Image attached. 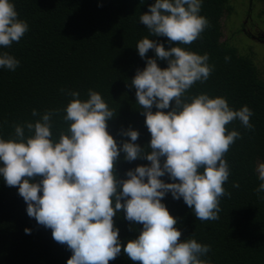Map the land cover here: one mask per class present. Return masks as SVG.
Here are the masks:
<instances>
[{"label":"clouds","instance_id":"9594fccd","mask_svg":"<svg viewBox=\"0 0 264 264\" xmlns=\"http://www.w3.org/2000/svg\"><path fill=\"white\" fill-rule=\"evenodd\" d=\"M201 7L202 0H155L139 20L152 36L167 37L170 44L190 45L210 27L209 20L200 15ZM28 30L14 3L0 0V46L18 43ZM136 47L141 58L154 50L157 59L167 61L162 69L157 59L148 58L146 67L137 70L131 80L151 134L150 152L135 143L139 132L131 128L122 133L131 142L118 147L107 131V121L115 113L102 96L89 90V98L82 101L73 91L62 116L69 126L59 132L58 142L52 139L51 128L52 116L59 115L60 109L45 112L35 123L16 125L14 139H0V175L7 186L18 187L27 215L51 229L52 238L71 251L67 264H109L116 259L122 245L113 218L121 210L128 221L143 225L138 238L123 247L132 261L207 264L201 257L210 246L194 238L181 242L182 233L174 227L177 219L161 201L171 192L174 199L183 198L197 219L218 220L220 198L231 195L223 187L230 175L224 157L241 138L226 125L239 120L251 130L253 112L247 106L233 110L223 97L186 96L196 82L203 83L211 75L214 66L208 63V54L180 46L166 49L147 37ZM19 63L7 52L0 53V67L14 71ZM173 101L175 106L163 111ZM32 115H38L36 110ZM121 151L126 161L143 158L150 166H137L126 172L127 179H117ZM256 172L262 183L255 191L264 192V163ZM165 174L178 182L165 183L160 179ZM35 177L42 179L31 182ZM233 187H239L238 183Z\"/></svg>","mask_w":264,"mask_h":264},{"label":"trees","instance_id":"16d2710c","mask_svg":"<svg viewBox=\"0 0 264 264\" xmlns=\"http://www.w3.org/2000/svg\"><path fill=\"white\" fill-rule=\"evenodd\" d=\"M10 2L29 30L18 43L13 42L8 48L0 46V53L7 52L20 62L14 71L0 67V139H14L16 125L35 123L45 112L60 109L59 115L52 116L51 128L52 139L58 142L59 132L69 126L62 119L66 114L63 109L73 99L69 93L78 92V98L84 101L92 90L115 113L107 121V131L118 147L131 142L130 137L122 134L131 128L139 132L135 143L150 152L151 134L131 80L137 70L146 67L148 58H157L154 50L141 58L138 42L147 37L166 49L180 46L200 55L208 54V63L214 66L211 75L203 83L196 82L186 96L206 93L210 98L223 97L233 110L247 106L253 112L250 117L253 128L245 129L239 120L226 125L228 131H238L241 138L224 157L230 175L223 187L231 195L220 198L218 220L197 219L183 198L174 199L171 192L161 202L177 219L174 227L182 233L181 242L194 238L210 246V251L201 257L207 264H264V192L255 191L262 183L256 168L264 163V80L252 52L241 51L233 38L222 41L221 22L232 13L230 0H202L200 15L209 20L210 27L190 45L170 44L167 37L152 36L140 22V16L149 12L155 0ZM261 11L264 15V9ZM263 40L259 38L260 42ZM157 64L162 69L167 67L166 60L157 59ZM174 106L173 101L163 111ZM33 110L37 116L32 115ZM152 111H157L155 106ZM28 135L25 127V136ZM124 156L121 151L116 163L117 179H127L126 172L137 166H150L146 159L129 162ZM40 179L35 177L31 182L38 183ZM160 179L165 183L178 182L167 174ZM237 183L239 187H233ZM26 209L18 187L7 186L0 175V264H67L71 251L52 238L51 229L29 217ZM113 219L119 229L122 250L109 264H138L123 252V247L138 238L143 225L128 221L123 210Z\"/></svg>","mask_w":264,"mask_h":264},{"label":"rangeland","instance_id":"374dc122","mask_svg":"<svg viewBox=\"0 0 264 264\" xmlns=\"http://www.w3.org/2000/svg\"><path fill=\"white\" fill-rule=\"evenodd\" d=\"M232 13L222 19V41H230L238 45L242 51L252 52L254 62L264 80V0H230ZM253 36L248 39L246 36ZM258 38V39H257Z\"/></svg>","mask_w":264,"mask_h":264}]
</instances>
